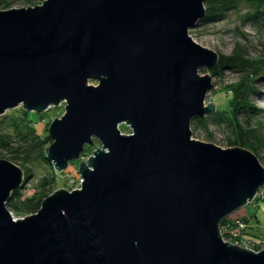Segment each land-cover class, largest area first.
<instances>
[{
	"label": "water",
	"instance_id": "95a60500",
	"mask_svg": "<svg viewBox=\"0 0 264 264\" xmlns=\"http://www.w3.org/2000/svg\"><path fill=\"white\" fill-rule=\"evenodd\" d=\"M205 0H43L0 9V114L19 105L51 121L58 171L97 138L81 185L35 213L7 207L24 170L0 158V264H264L226 241L221 221L264 186L252 150L192 137L219 53L190 35ZM96 80L97 84L89 81ZM127 123L131 133H122Z\"/></svg>",
	"mask_w": 264,
	"mask_h": 264
},
{
	"label": "trees",
	"instance_id": "16d2710c",
	"mask_svg": "<svg viewBox=\"0 0 264 264\" xmlns=\"http://www.w3.org/2000/svg\"><path fill=\"white\" fill-rule=\"evenodd\" d=\"M6 4V0H0V6ZM204 4L206 13L198 24L215 20L228 11L239 12L241 7L245 6L246 10L240 13L239 17L264 25V0H205ZM219 55L217 65L210 72L218 78L223 75L224 69H231L235 73L234 80L221 85L217 90L227 94L226 103L224 106H216V110L204 118H195L192 122L196 128L202 126L208 130L212 120L227 131V143L230 147L241 146L255 154L259 149L264 152L263 123L259 116L261 110L252 103V95L258 93L256 81L264 77V54L250 55L248 44L238 40L230 53L219 52ZM203 72H206V69ZM35 113L20 107L13 109L5 119L0 120V157L7 156L17 161L26 171L25 178L31 175L30 163H47L52 170L41 178L31 195H23L22 187L12 192L6 203L12 212L31 214L38 211L43 200L50 195L52 188L49 185L54 184L57 178L53 164L47 159V144L51 143L52 139L49 134L38 133L33 125ZM208 135L212 137V132L208 131ZM262 157L264 159V155ZM262 157L259 158L264 162ZM258 200L256 195L254 201ZM238 220L247 222L244 217ZM220 225L223 238L228 240L230 234L224 230L230 226L236 228L239 224L236 220L232 223L226 218ZM250 229L247 224L243 233L255 238Z\"/></svg>",
	"mask_w": 264,
	"mask_h": 264
},
{
	"label": "rangeland",
	"instance_id": "374dc122",
	"mask_svg": "<svg viewBox=\"0 0 264 264\" xmlns=\"http://www.w3.org/2000/svg\"><path fill=\"white\" fill-rule=\"evenodd\" d=\"M6 2L7 4L0 6V9L34 6L36 4L42 3L43 0H6ZM245 10L246 7L242 6L239 12L228 11L215 20L206 21L202 24L197 23L194 27L190 28L189 35L199 44L213 49L218 53H230L235 42L240 40L248 44L250 55H262L264 54V25H260L252 20H243L240 18V13H243ZM200 73L211 74L213 80V87L207 92L205 104H208L212 101L216 106H224L226 103L227 94L217 90L221 87V85L234 80L235 73L232 72L231 69H224L223 75L220 78L212 74L209 69H206V72H203L201 69ZM89 83L96 85L97 81L91 80ZM256 86L258 93L252 95V103L261 110L259 116L263 123L262 131L264 132V77L257 79ZM65 104L66 103L63 101L58 105H52L41 113L29 111L35 113L33 116V125L39 134H48V127L51 121L55 118H60L65 113ZM20 107L22 106L19 105L16 108ZM13 109L15 108L7 109L3 114H0V120L5 119ZM119 129L122 133L132 132L131 127L127 123H121L119 125ZM191 130L192 137L195 139L212 142L223 148L230 147L227 143V131L224 130L221 125L214 123L212 120L208 125V130L202 126L196 128L193 122L191 124ZM208 131L212 132V137H209ZM49 144L50 143L47 145ZM100 148H102L101 142L97 138H93V144L85 145L80 157L76 160L69 161L68 165L63 171H58L54 168L57 178L54 184L49 185V187L52 188L50 194L58 188H65L67 190L79 188L82 180L79 170L81 162H87L89 157L93 155L94 151ZM256 154L261 158L264 155V152L259 149L256 151ZM0 158L8 159L19 165L17 161L11 160L7 156ZM263 160L264 159L262 157V161ZM262 163L264 165V162ZM19 166L26 174L25 169L21 165ZM29 168L31 169V175L25 178L23 185L21 186L23 188V195H31L34 192L36 186L39 184L41 178L52 171L49 167V164L45 163V165H43L40 161L37 162V164L30 163ZM257 196L259 197L258 201L251 202L228 216L230 221H233L237 218H247V222L245 221L244 223L251 227L250 230H252L251 232H253L255 238L249 234L247 235L243 233L244 228L234 229L235 231L231 230L230 228L224 230L230 234V238L226 241L230 240L229 242L231 243L238 244L242 247H246L255 251L264 249V186L257 193ZM12 213L15 218H22L25 215H28L26 213ZM249 240L250 244H246V242Z\"/></svg>",
	"mask_w": 264,
	"mask_h": 264
},
{
	"label": "built area",
	"instance_id": "2783aa9c",
	"mask_svg": "<svg viewBox=\"0 0 264 264\" xmlns=\"http://www.w3.org/2000/svg\"><path fill=\"white\" fill-rule=\"evenodd\" d=\"M235 220H236V223H238L239 225H238L236 228H232V227L229 225V226H230L229 228H230L231 230L235 231L234 229H238V228H241V229L244 228V229H245V228L247 227V224H245L243 221H239L238 218L235 219ZM235 220H233V221H231V222L233 223ZM233 225H234V224H233ZM245 226H246V227H245ZM229 228H228V229H229ZM226 229H227V228H226ZM221 232H222V231H221ZM251 239H252V238H251ZM252 241H253V239H252ZM254 241H255V240H254ZM246 244H250V240L247 241Z\"/></svg>",
	"mask_w": 264,
	"mask_h": 264
},
{
	"label": "bare ground",
	"instance_id": "6f19581e",
	"mask_svg": "<svg viewBox=\"0 0 264 264\" xmlns=\"http://www.w3.org/2000/svg\"><path fill=\"white\" fill-rule=\"evenodd\" d=\"M258 192H259V190H258ZM254 200H255V198H254ZM254 200L252 202H254Z\"/></svg>",
	"mask_w": 264,
	"mask_h": 264
}]
</instances>
